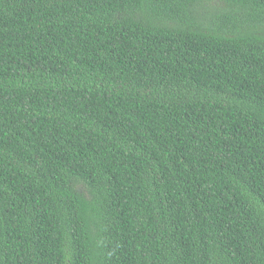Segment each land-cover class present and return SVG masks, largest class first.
Instances as JSON below:
<instances>
[{"label":"trees","instance_id":"16d2710c","mask_svg":"<svg viewBox=\"0 0 264 264\" xmlns=\"http://www.w3.org/2000/svg\"><path fill=\"white\" fill-rule=\"evenodd\" d=\"M0 264H264V0H0Z\"/></svg>","mask_w":264,"mask_h":264}]
</instances>
